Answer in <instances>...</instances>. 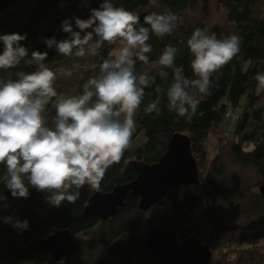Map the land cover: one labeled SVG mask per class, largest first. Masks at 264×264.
Instances as JSON below:
<instances>
[{
  "label": "trees",
  "instance_id": "16d2710c",
  "mask_svg": "<svg viewBox=\"0 0 264 264\" xmlns=\"http://www.w3.org/2000/svg\"><path fill=\"white\" fill-rule=\"evenodd\" d=\"M67 1L70 4L61 11V5ZM199 2L206 10V0H157V6H152L150 0L117 2V7L137 14L140 24L145 27L150 26L143 24L144 17L153 12L163 13L170 9L179 17L170 35L158 38L150 33L147 43L153 51L147 54L149 62L136 61V74L145 70L149 77L154 78V83L145 88L144 99L134 117L136 127L131 147L125 151L119 163L106 171L100 191H92L85 185L79 190L80 196L75 203L65 201L58 208L48 203V193L31 187L27 199L13 198L4 182L6 168L0 165V264H158L142 242L145 233L156 227L171 231L179 240L194 236L200 243L205 239L207 243L204 244L207 245L225 241L224 250L216 249L221 254H227L223 259L219 255L213 256L215 249L212 251L209 247L212 251L211 264H240L242 254L246 252L259 253L260 264H264V250L260 244L264 241V215L249 219L244 225L234 226H225L213 218L214 197L228 192L222 185L223 157L230 156L241 166L254 167L261 183H264V90L257 93V81L254 79L257 73H264V0H217L225 10L226 21L230 25L225 28L215 26L211 33L218 39L238 35L240 52L212 75L211 95L203 96L191 90L199 104L196 114L188 122L175 112L168 111L167 89L173 82L174 73L171 68L163 69L168 75L161 78V66L156 61L170 44L177 49L175 66L183 67L186 78H196L190 67L193 57L187 40L196 28L205 30V25L199 21L188 26L182 19ZM92 9H98L95 0H0V35L27 34V40L21 44L28 48L29 58L32 51L47 52L45 62L53 71L58 68L71 70L70 77L58 74L55 84L58 93L82 94L83 84L90 77L98 75L99 64L119 46L105 45L99 49V55L92 56L86 52L84 57L77 58L59 55L55 48L46 46L45 40L52 37L57 41L67 39L69 34L64 33L61 27L63 21L69 20L74 31H77L75 19H88ZM9 11L12 19H15L13 22L9 18H2ZM2 51L3 43L0 42V54ZM76 69L84 70V76L79 80L75 78ZM35 70L34 65L25 67L21 62L17 68L0 70V79L15 80L17 72ZM71 79L73 83L68 82ZM157 86L163 89L162 93H156ZM158 96L161 115L156 117L155 113L149 114L145 109ZM257 103L261 104L259 109L255 107ZM228 111L229 116L224 117ZM46 114L51 126L55 116L51 103L47 106ZM177 133L186 134L190 139L191 151L197 163L198 185L168 191L165 199L147 211H140L138 197L128 194L123 206L109 220L100 221L97 217L85 216L84 208L92 195L107 194L117 186L131 183L136 172L129 163L142 161L151 165L158 162L166 151L168 141ZM210 135L217 137L219 145L216 147L217 155L206 167L208 153L204 142ZM256 199L249 202L248 215L264 209V198L257 195ZM5 217L27 220L28 230L21 231L4 223ZM149 217L151 219L146 221ZM146 222L149 224L145 232L141 225ZM65 229L74 236L77 245L60 262L54 263L49 254L38 255L28 249L32 241L45 239Z\"/></svg>",
  "mask_w": 264,
  "mask_h": 264
},
{
  "label": "clouds",
  "instance_id": "9594fccd",
  "mask_svg": "<svg viewBox=\"0 0 264 264\" xmlns=\"http://www.w3.org/2000/svg\"><path fill=\"white\" fill-rule=\"evenodd\" d=\"M150 4L157 6V0H150ZM178 19L170 9L153 12L144 17L143 24L150 26L145 27L134 12L115 6L113 0H103L88 19H75L79 31H74L69 20L63 21L62 31L69 34L68 38L45 40L46 46L61 56L82 58L86 52L96 56L105 45L119 46L103 59L98 75L90 77L78 95L58 93V74L70 77L71 70L53 71L45 62L47 52L32 51L29 58L28 48L21 44L27 34L0 35V70L17 68L21 62L36 68L17 72L15 80L0 79V165L6 168L4 182L13 198L27 199L31 187L48 193V203L58 208L65 201L75 203L85 185L100 191L106 171L131 147L134 117L145 88L154 83L147 72L136 74V61L147 64V54L153 51L147 43L150 33L158 38L170 35ZM187 47L193 57L190 67L195 79L186 78L183 67L175 66L177 49L170 44L156 63L161 66V78L168 75L163 69H173V82L167 89L168 111L190 122L199 104L191 90L211 95V77L238 55L240 37L233 34L218 39L196 28ZM254 79L259 93L264 90V73H257ZM155 91L159 94L163 89L157 86ZM50 103L55 109L51 126L46 114ZM160 103L158 96L145 111L159 117ZM255 107L259 109L261 104ZM3 222L21 231L29 227L27 220L13 217H5Z\"/></svg>",
  "mask_w": 264,
  "mask_h": 264
},
{
  "label": "water",
  "instance_id": "95a60500",
  "mask_svg": "<svg viewBox=\"0 0 264 264\" xmlns=\"http://www.w3.org/2000/svg\"><path fill=\"white\" fill-rule=\"evenodd\" d=\"M118 1L113 0L115 6ZM95 3L99 9L103 0H95ZM190 144L186 134L177 133L168 141L166 151L158 162L151 165L142 161L130 162L136 172L135 179L115 187L110 193L92 195L84 208L85 216L97 217L100 221L109 220L123 206L128 194L138 197V208L145 211L165 199L170 190L198 185L197 163ZM258 192L264 198V183H260ZM142 242L158 264H211L212 252L208 245L200 244L194 236L179 243L171 231L156 227L145 233ZM76 245L74 236L65 229L45 239L32 241L28 249L38 255L49 254L50 259L58 263Z\"/></svg>",
  "mask_w": 264,
  "mask_h": 264
},
{
  "label": "rangeland",
  "instance_id": "374dc122",
  "mask_svg": "<svg viewBox=\"0 0 264 264\" xmlns=\"http://www.w3.org/2000/svg\"><path fill=\"white\" fill-rule=\"evenodd\" d=\"M70 4V1L61 5L60 10H64ZM207 8H203L201 2L196 8L188 10L183 15V21L188 26H193L199 21H203L205 25V30L211 35V30L213 27H228L230 24L226 21L225 10L217 3V0H206ZM2 18H9L11 22L13 16H11V11L2 16ZM73 64V63H72ZM74 69V68H73ZM150 68L146 69L149 70ZM78 70V69H76ZM75 71V69H74ZM84 70H78L75 75L78 80L84 76ZM145 72V70H144ZM69 83H73V80H68ZM262 103H264V95L262 96ZM219 145L217 137L210 135L204 142V148L208 153L206 167H209L217 155L216 147ZM226 154L225 152H223ZM223 165V182L224 188L228 189V192L214 197L213 200V218L217 221H221L225 226L234 225H244L249 219H255L260 215H264V209L260 212H254L252 214H247V208L249 207V202L257 200L256 196L259 195L258 187L261 183V179L257 174V171L252 166H241L233 160L230 156H225L221 159ZM151 219V218H150ZM148 222L141 225V229L146 232L148 227ZM207 243L204 239L201 244ZM225 241H215L209 245L210 248L215 249L213 256L219 255L221 259L224 258L225 254L217 252L216 249L224 250ZM264 250V241L260 243ZM211 251V252H212ZM240 264H260L261 258L260 254L253 253H243L240 259Z\"/></svg>",
  "mask_w": 264,
  "mask_h": 264
},
{
  "label": "flooded vegetation",
  "instance_id": "af4514ba",
  "mask_svg": "<svg viewBox=\"0 0 264 264\" xmlns=\"http://www.w3.org/2000/svg\"><path fill=\"white\" fill-rule=\"evenodd\" d=\"M153 207H154V206H153ZM151 208H152V207H151ZM151 208H149V209H151ZM149 209H147V210H149ZM147 210H145V211H147ZM150 218H151V217H149L146 221H149ZM177 238H178V237H177ZM178 241H179V243H180V242H182V241H184V240H179V238H178ZM199 242H200V241H199ZM200 244H201V243H200ZM206 245H207V244H206ZM208 247H209V246H208ZM209 249H210V248H209ZM149 254H150V253H149Z\"/></svg>",
  "mask_w": 264,
  "mask_h": 264
},
{
  "label": "built area",
  "instance_id": "2783aa9c",
  "mask_svg": "<svg viewBox=\"0 0 264 264\" xmlns=\"http://www.w3.org/2000/svg\"><path fill=\"white\" fill-rule=\"evenodd\" d=\"M229 114H230V112L228 111V112L225 114V116H224V117H228V116H229Z\"/></svg>",
  "mask_w": 264,
  "mask_h": 264
}]
</instances>
